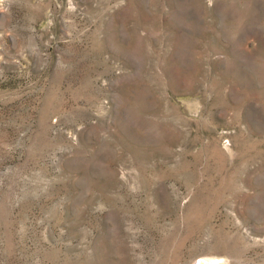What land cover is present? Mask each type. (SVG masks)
Wrapping results in <instances>:
<instances>
[{"label": "rangeland", "instance_id": "1", "mask_svg": "<svg viewBox=\"0 0 264 264\" xmlns=\"http://www.w3.org/2000/svg\"><path fill=\"white\" fill-rule=\"evenodd\" d=\"M0 264H264V0H0Z\"/></svg>", "mask_w": 264, "mask_h": 264}]
</instances>
